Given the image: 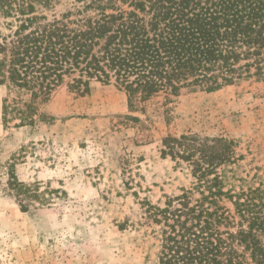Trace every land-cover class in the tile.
I'll use <instances>...</instances> for the list:
<instances>
[{
  "label": "trees",
  "instance_id": "16d2710c",
  "mask_svg": "<svg viewBox=\"0 0 264 264\" xmlns=\"http://www.w3.org/2000/svg\"><path fill=\"white\" fill-rule=\"evenodd\" d=\"M244 80L264 81V0H0L5 124H33L63 86L114 84L144 111ZM161 154L192 185L163 205L143 202L159 264H264V186L242 174L236 141L185 132L164 138ZM9 170L21 210L48 203L41 182Z\"/></svg>",
  "mask_w": 264,
  "mask_h": 264
},
{
  "label": "rangeland",
  "instance_id": "374dc122",
  "mask_svg": "<svg viewBox=\"0 0 264 264\" xmlns=\"http://www.w3.org/2000/svg\"><path fill=\"white\" fill-rule=\"evenodd\" d=\"M6 95L0 85V264H159L143 202L163 205L192 185L187 167L161 154L169 135L235 140L242 174L264 186V81L157 98L144 111H131L114 84L63 86L23 126L4 123ZM9 167L41 182L48 203L21 210Z\"/></svg>",
  "mask_w": 264,
  "mask_h": 264
}]
</instances>
